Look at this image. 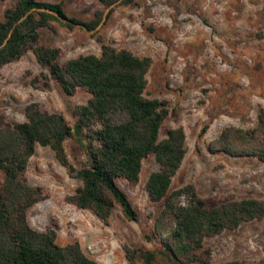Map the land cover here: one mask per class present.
Wrapping results in <instances>:
<instances>
[{
  "label": "rangeland",
  "instance_id": "374dc122",
  "mask_svg": "<svg viewBox=\"0 0 264 264\" xmlns=\"http://www.w3.org/2000/svg\"><path fill=\"white\" fill-rule=\"evenodd\" d=\"M41 1H60L67 16L81 20L102 9L97 0ZM12 2L0 1V17ZM36 43L57 47L60 63L98 54L101 43L149 57L143 95L167 103L158 138L171 127L184 133L185 153L170 189L190 184L206 205L245 197L264 203V162L215 150L223 128H250L258 113H264V0H133L104 9L91 31L50 21L39 30ZM41 74L47 70L30 51L0 67V126L23 120L24 107L32 101L61 113L72 126V108L90 95L80 88L64 95L53 80L44 86ZM86 142L75 135L63 141L66 158L75 167L87 164ZM155 169L150 154L141 161L135 184L114 179L135 208L136 220L125 219L114 206L102 221L66 201L80 181L67 174L48 146L37 144L24 174L29 184L41 187L43 197L28 208L27 221L37 230L53 227L57 244L76 240L95 264H129L123 246L158 245L151 231L162 201L149 200L144 188ZM203 247L208 264H264V217L205 238Z\"/></svg>",
  "mask_w": 264,
  "mask_h": 264
},
{
  "label": "trees",
  "instance_id": "16d2710c",
  "mask_svg": "<svg viewBox=\"0 0 264 264\" xmlns=\"http://www.w3.org/2000/svg\"><path fill=\"white\" fill-rule=\"evenodd\" d=\"M12 1L0 17V67L30 51L47 70L41 74L44 86L53 80L64 95L80 88L90 96L72 108V126L61 113L43 110L34 101L25 105L23 120L0 126V264H95L76 240L57 244L53 227L37 230L27 221L28 208L43 197L41 187L29 184L24 174L37 144L48 146L67 174L80 181L66 201L102 221L114 206L125 219H137L114 179L135 184L141 161L153 155L157 169L147 175L144 188L149 200L162 201L151 231L158 245L123 246L129 264H208L205 238L264 217V203L257 198L206 205L190 184L170 189L185 153L184 133L181 127H171L158 138L167 103L143 95L149 57L101 43L98 54H79L60 63L57 47L36 43L39 30L50 21L91 31L104 9L111 11L114 4L133 0H97L102 9L87 20L67 16L60 1ZM73 135L87 141V164L79 167L67 160L63 148V141ZM215 150L264 162V113H258L250 128H223Z\"/></svg>",
  "mask_w": 264,
  "mask_h": 264
}]
</instances>
